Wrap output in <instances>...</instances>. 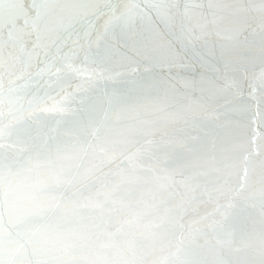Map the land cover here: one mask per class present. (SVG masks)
<instances>
[{
    "label": "water",
    "instance_id": "1",
    "mask_svg": "<svg viewBox=\"0 0 264 264\" xmlns=\"http://www.w3.org/2000/svg\"><path fill=\"white\" fill-rule=\"evenodd\" d=\"M0 264H264V0H0Z\"/></svg>",
    "mask_w": 264,
    "mask_h": 264
}]
</instances>
